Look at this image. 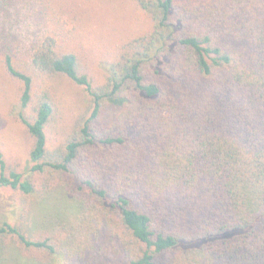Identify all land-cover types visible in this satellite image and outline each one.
I'll return each instance as SVG.
<instances>
[{"label":"trees","instance_id":"16d2710c","mask_svg":"<svg viewBox=\"0 0 264 264\" xmlns=\"http://www.w3.org/2000/svg\"><path fill=\"white\" fill-rule=\"evenodd\" d=\"M131 1L148 28L97 83L67 45L82 17L66 2L0 0V81L14 80L34 172L0 150V188L75 203L49 228L5 220L0 264H264V0ZM58 76L86 91L65 122Z\"/></svg>","mask_w":264,"mask_h":264},{"label":"rangeland","instance_id":"374dc122","mask_svg":"<svg viewBox=\"0 0 264 264\" xmlns=\"http://www.w3.org/2000/svg\"><path fill=\"white\" fill-rule=\"evenodd\" d=\"M59 2H66L68 7L73 9L74 15L78 13L82 17L77 32L67 45L86 59L85 63L97 83L106 78L107 62L113 59L117 46L148 28L147 15L131 0H59ZM37 28L38 24L34 20V35ZM68 28H73V24L71 23ZM18 33L24 45L31 44L33 38L31 26H23ZM5 78L8 80L6 75ZM8 81L9 83L0 81V91L3 88L6 94L0 98V150L10 168L16 169L25 177L30 176L34 182L30 159L33 139L19 122L18 110L13 109V105L16 104L12 82L14 80ZM51 82L59 97L58 117L61 116L63 122L66 119H73V114L83 106L85 89L63 76H58ZM118 112L119 107L110 104L103 110L101 119L109 122ZM49 136L50 146L57 144L63 137L50 132ZM42 181L43 177L39 176L35 192L37 195L44 188ZM36 200L34 191L25 194L19 189L0 188V227L7 220L14 225L22 222L34 228L35 223L39 228H49L54 221L75 214V203L67 200L63 194L50 195L44 200H38L40 202Z\"/></svg>","mask_w":264,"mask_h":264}]
</instances>
